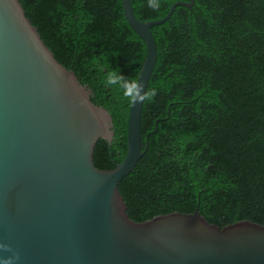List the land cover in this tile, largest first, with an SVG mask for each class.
<instances>
[{
	"label": "trees",
	"instance_id": "16d2710c",
	"mask_svg": "<svg viewBox=\"0 0 264 264\" xmlns=\"http://www.w3.org/2000/svg\"><path fill=\"white\" fill-rule=\"evenodd\" d=\"M176 1L131 0L141 21ZM55 59L91 90L112 117L110 145L98 139L93 162L111 169L126 152L130 101L105 75L136 80L146 54L121 0H19ZM157 58L142 105L144 154L118 184L129 218L141 222L196 208L219 227L264 224V0H193L150 28Z\"/></svg>",
	"mask_w": 264,
	"mask_h": 264
},
{
	"label": "water",
	"instance_id": "95a60500",
	"mask_svg": "<svg viewBox=\"0 0 264 264\" xmlns=\"http://www.w3.org/2000/svg\"><path fill=\"white\" fill-rule=\"evenodd\" d=\"M125 20L146 54L137 79L147 89L157 49L150 28L170 18L139 20L121 0ZM59 63L19 0H0V243L14 264H264V224L219 227L196 208L136 222L118 184L144 154L143 103L130 108L126 152L103 170L93 162L98 139L110 145L109 112ZM0 250V260L9 255Z\"/></svg>",
	"mask_w": 264,
	"mask_h": 264
},
{
	"label": "clouds",
	"instance_id": "9594fccd",
	"mask_svg": "<svg viewBox=\"0 0 264 264\" xmlns=\"http://www.w3.org/2000/svg\"><path fill=\"white\" fill-rule=\"evenodd\" d=\"M148 7L154 10L159 9V0H148ZM104 82L106 86H115L122 90V95L133 104H142L145 101L152 100L157 95L155 88L146 91L145 85L140 80L129 79L118 69L106 73ZM0 250L10 253L0 260V264H14V261L18 259L16 251L7 243H0Z\"/></svg>",
	"mask_w": 264,
	"mask_h": 264
}]
</instances>
